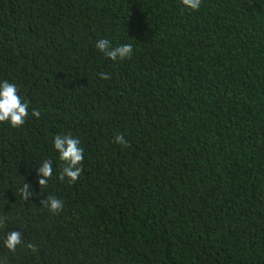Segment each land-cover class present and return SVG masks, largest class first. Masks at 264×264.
<instances>
[{"label": "trees", "instance_id": "trees-1", "mask_svg": "<svg viewBox=\"0 0 264 264\" xmlns=\"http://www.w3.org/2000/svg\"><path fill=\"white\" fill-rule=\"evenodd\" d=\"M4 80L29 116L0 122V264H264V0H0ZM68 133L73 184L53 144Z\"/></svg>", "mask_w": 264, "mask_h": 264}, {"label": "clouds", "instance_id": "clouds-1", "mask_svg": "<svg viewBox=\"0 0 264 264\" xmlns=\"http://www.w3.org/2000/svg\"><path fill=\"white\" fill-rule=\"evenodd\" d=\"M182 6L191 9L199 10L202 4V0H181ZM96 48L111 60H124L131 58L133 53V45L130 43L122 44L113 47L111 42L104 38L100 39L96 43ZM102 79H109L110 74L100 73ZM31 115L36 118L40 117V111L38 109H32ZM29 116V102L22 99L19 95V89L14 83H10L8 80L0 82V122L10 123L12 128L22 127ZM116 143L121 144L124 147H129L130 144L126 140L123 133H120L114 137ZM55 149L59 153V160L62 162V170L59 174V179L64 181L66 178L69 184H73L79 180L83 172L84 163V149L80 146L81 141L74 137L71 133L66 135L57 134L53 141ZM53 162L52 160L45 159L38 169L39 184L44 188L47 186L49 179L53 176ZM30 186L24 183L20 192L22 198L27 201L32 195L30 192ZM42 204L48 206L53 213H59L63 211V201L57 199L54 196H48L42 201ZM0 224L3 221L0 220ZM23 234L20 231H10L4 241L5 246L15 252L18 245L23 243ZM27 247L32 248L35 251V246L31 243L27 244Z\"/></svg>", "mask_w": 264, "mask_h": 264}]
</instances>
